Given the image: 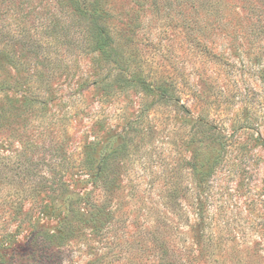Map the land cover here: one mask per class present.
<instances>
[{
	"label": "rangeland",
	"instance_id": "374dc122",
	"mask_svg": "<svg viewBox=\"0 0 264 264\" xmlns=\"http://www.w3.org/2000/svg\"><path fill=\"white\" fill-rule=\"evenodd\" d=\"M156 5L0 0L1 264H264V0Z\"/></svg>",
	"mask_w": 264,
	"mask_h": 264
},
{
	"label": "trees",
	"instance_id": "16d2710c",
	"mask_svg": "<svg viewBox=\"0 0 264 264\" xmlns=\"http://www.w3.org/2000/svg\"><path fill=\"white\" fill-rule=\"evenodd\" d=\"M182 1H185V0H182ZM189 1L192 2V6L195 5V3L197 5H200L203 2V0H189ZM156 2L157 0H152V3L155 7L157 6ZM168 5L171 6L172 3L168 1ZM79 11H80V15L83 16V14H86L92 19V25H91L90 32L87 33V35L85 36L86 42H88L89 44V51L92 53L97 52L98 56H101V57L105 55L109 56L112 53V50L114 49V45H113L114 38L112 34L109 32L107 24L104 23V19H105L104 13L102 12V10L97 9L96 4H94V6L91 5L88 9H79ZM102 161H104V159H102ZM100 171L102 170L100 169ZM73 195L77 196L79 200L86 199L89 206L93 207L92 208L93 212L91 213L92 216H95L96 214H99L100 212L103 211V207L99 206L102 204L101 202L100 203L93 202L92 200H90L89 198H86L84 195H81V194L74 193ZM73 209H74V205L70 204L69 211L71 212ZM74 212H75V209L73 210V213ZM73 216H76V215L73 214ZM199 218L201 219L202 216H199ZM63 228L65 231L64 236L55 234L56 237L68 238L69 235H72L73 232L75 231L74 224L72 223L71 220H68L67 224L64 225ZM204 245H205V250H206L208 261H210L211 264H225L224 259L226 258L222 259L220 258L222 257L221 254H217L218 256L215 254L214 249L216 245L214 244L212 237H207ZM169 258L170 257L167 256L166 253H162L161 255H159L158 264H175L174 262L168 261ZM257 258L258 260H255V264L259 263L261 256L259 255Z\"/></svg>",
	"mask_w": 264,
	"mask_h": 264
}]
</instances>
